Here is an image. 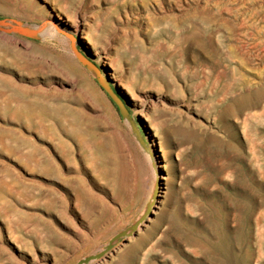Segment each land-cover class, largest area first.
I'll return each mask as SVG.
<instances>
[{
	"label": "rangeland",
	"instance_id": "rangeland-1",
	"mask_svg": "<svg viewBox=\"0 0 264 264\" xmlns=\"http://www.w3.org/2000/svg\"><path fill=\"white\" fill-rule=\"evenodd\" d=\"M47 1L0 0V21L9 30L0 31V264H96L105 253L111 260L101 264L126 255L140 264L138 248L162 233L161 251L155 248L144 264H264V114L248 121L247 138L234 109L226 137L218 127L194 129L210 116L211 101L224 107L227 84L215 76L200 86L193 70L157 60L149 43L155 28L146 31L135 8L127 11L130 27L120 25L122 0ZM195 1L161 0L164 12H156L193 18ZM79 19L92 23L88 32L110 61H98L83 43L77 47L120 92L124 115L59 31L83 42L75 31ZM223 32L206 38V53L221 51L229 39ZM113 37L124 38L118 50ZM231 66L236 77L257 81L254 61ZM260 89L254 85L249 98L256 114L264 110ZM179 118L191 123L185 131L219 144L180 146L171 135L163 156L153 133Z\"/></svg>",
	"mask_w": 264,
	"mask_h": 264
},
{
	"label": "bare ground",
	"instance_id": "bare-ground-1",
	"mask_svg": "<svg viewBox=\"0 0 264 264\" xmlns=\"http://www.w3.org/2000/svg\"><path fill=\"white\" fill-rule=\"evenodd\" d=\"M160 1L159 0H122L123 3H121V4H124L126 10H124V16L121 18V20H119L120 25L125 24V25H127V27H130V20H129L130 14L128 15V12L131 13L135 8V10H137V12L142 13V14L140 13L138 15H142L141 16L142 19H140V20H142L144 23V26H145L144 29H146V31H148L149 29L155 28V33H153V36H151V38H149V43H150V45L156 47V49H157V56H156L157 60H160L163 63L164 62L166 63V61H168L169 64H172L174 61H176L177 64H181L185 69L193 70L195 75H196V78L198 77V80H200V81L203 80V82L199 81L200 86L201 85L202 86L207 85L210 81H212L213 79H216L215 76L217 77L216 80H218V78H219L220 81L222 80V82L227 84L226 85V93L225 92H224L225 94L223 93L224 95H227V97H225L226 99L223 98V99H225L224 107L216 106L211 101L209 104L210 109H211L210 116L204 118V121H205L204 123H201V124L194 123V125H192L194 127V129L197 128V130L198 129L199 130H204V129L206 130L209 128L210 129L214 128V129H212V132H213L215 130V128L218 127L220 130L222 129L220 135L226 137L228 135L227 129L229 128V126H226V123L228 122V118H230L229 117V111L231 109H234V110H236L235 113L237 112V115L239 116V119L241 122L242 134L247 138L248 137V131H247L248 121L252 118H258V117H260V115L264 114V110H262L263 112L261 114L253 113L251 111V104L249 102V98L252 94L254 85H256L257 87H260L261 89H264V0H204L202 2L200 0H197L193 3L194 8L190 7L191 9H193V12H194L193 18H189V17H187L186 13L180 12L179 14H174L173 16L171 15L172 18H170V19H167L168 17H170L167 14L164 17H160L158 15V13L156 12V11H160L159 12L160 14H161V12H164L163 8L160 7V4L162 3V2L160 3ZM184 1L186 2V0H180L181 3ZM45 2L47 4L51 3L47 0H45ZM127 7H129V8H127ZM179 7H180L179 11H180V9H183L182 6H179ZM186 9H188V8L186 7ZM174 12H175V10H174ZM186 12H187V10H186ZM121 14H119V15H121ZM56 17H58L59 19H62L59 14H57ZM82 18H84V17H82ZM123 19H125V20H123ZM62 22H63V20H62ZM91 24L88 20L79 19L76 23V26H75L76 34L81 35L83 45H85L86 49L92 50L93 55L95 57H97L98 61H103V60H109L110 61V58L107 55V53H105L103 50H100V48H103V47H99V42L97 39H95L94 34L91 32H88V29L90 28ZM97 24H98V22H97ZM114 25H116V24H114ZM99 26H97V27L99 28ZM138 29H139V27H138ZM220 29H222L226 34H228V36H229L228 41H223L221 43V45H220L221 51L220 52L217 50H215V51L210 50V52L206 53L204 50L205 49L204 43L207 42L206 38L208 36L212 35L213 31L215 32V31L220 30ZM211 30H212V32H210ZM109 34H111V33L109 32ZM113 38L115 39V40H113L114 41L113 48L118 50V48L121 47V44H124V42H123L124 38H121V37H119L117 39H116V37H113ZM110 40H111V38H110ZM101 42H102V40H101ZM103 42H104V40H103ZM12 43H15V42H12ZM109 45H111V44H109ZM105 46L107 47V45H105ZM153 51H155V50H153ZM136 53H138V52H136ZM139 54L140 53H138V55ZM132 55H133V53H132ZM141 56H143V55H141ZM148 59H149V57H148ZM247 60L254 61L255 65H260V67L257 68L258 72L255 75V77H258L256 82H255V80L253 81L254 77H253V79L250 80V79L244 78L242 75H240L239 77L235 76L236 69L231 66V63L238 62L242 66L243 63H245ZM104 63L105 64L108 63V65L110 64L107 61H104ZM110 67L112 68V70L114 69V71H115L116 64L115 65L110 64ZM174 72H175V69H174ZM192 81H194V79ZM199 83H198V85H199ZM213 84H214V82H213ZM198 85H197V87H198ZM200 90H198V91L200 92ZM199 92H197V93H199ZM203 94H201V95H203ZM196 96L198 97V94ZM250 101H252V100H250ZM253 102H255V101H253ZM258 104H260V103H258ZM46 106H47V104H46ZM203 107H204V105H203ZM207 107H208V105H207ZM48 108H50V106ZM208 110H209V107H208ZM190 124L188 122L183 121L181 118H179V119L172 121L171 125H169L167 127L165 126L164 131L160 128H156L154 133H153V137H154L153 138V144L156 146V142L154 139H157L158 145L161 147V151L163 152V156L166 153L165 148L172 146L173 141H171L169 138L171 135L172 136L173 135L179 136L177 139L179 141L180 146L183 145L184 141L189 142V140H190V144L192 143L193 146H198L201 144H207L208 146H210V148H212V147H216L219 144L218 139L215 138L214 136H206L205 135L206 137H200L199 134L197 132H195L194 130H189L187 132L182 128L183 126L189 127ZM62 126H63V124H61V127ZM162 127H163V125H162ZM56 132H57V130H56ZM58 132L60 133V131H58ZM214 132H217V131H214ZM229 132H231V131H229ZM62 133H64V132H62ZM172 136H171V138H172ZM180 136H182L181 139H180ZM59 137L60 138H58V140H61L62 135H60ZM64 138H65V136H64ZM73 141H74V139H73ZM58 142H60V141H58ZM259 143H257V144H259ZM56 144L60 147L59 143H56ZM70 144H71V142H70ZM87 144H89V143H87ZM259 145H261V144H259ZM86 146H89V145H86ZM173 147H176V146H173ZM72 148H74V147H72ZM86 148H88V147H86ZM89 149L91 150V148H89ZM179 151L181 153H183L184 149L181 148ZM244 151H246V149ZM252 152H251V154H253ZM168 154H166V158L169 156ZM32 158H34V157H32ZM54 161H56V160H54ZM160 167L162 169H164V166H160ZM167 172H169V170ZM169 174H171V173H169ZM161 179L163 181H167L168 177L166 175H162ZM151 198H153V197H151ZM169 231H171V230H169ZM162 234L159 235L158 237H156L154 239V241L147 248H142V247L138 248V250H140V258H139L140 264L146 263L150 252L155 251V248H158L156 251H161L160 247L162 246V241H161ZM171 236H173V235H171ZM176 247H177V245H176ZM181 247H183V246H181ZM141 248H142V250H141ZM195 251H197V250H194V251L191 250V252H193V253ZM135 252H136V250H135ZM195 254L198 255L197 253H195ZM111 256H112L111 253H108V254L105 253L101 257L96 259L94 262L96 264H101L102 262H106L108 260H111L110 259ZM133 258L134 257H129L128 255H126L125 257H121V259L118 260V264H131L132 260H134ZM202 261H203V259H202Z\"/></svg>",
	"mask_w": 264,
	"mask_h": 264
},
{
	"label": "water",
	"instance_id": "water-1",
	"mask_svg": "<svg viewBox=\"0 0 264 264\" xmlns=\"http://www.w3.org/2000/svg\"><path fill=\"white\" fill-rule=\"evenodd\" d=\"M3 26H4V23L2 21H0V31L8 32L9 30L5 29ZM14 30H16L22 34H25L27 36H35L36 35L35 31L24 29V28H16ZM59 31L69 39L71 49L74 52L75 56L78 58V60L85 63L89 68H91L92 70L95 71V73L97 75V82H98L99 86L108 95V97L111 99V101L117 106L119 112L122 115H124L127 112V107L125 106L124 102L121 99L120 92L116 88L112 87V83L110 82V80L100 72L99 68L96 65L92 64V62L86 56H84L81 53L80 49L77 47V44L80 45L83 42H81L80 39L74 37L72 34L66 32V31H63L61 29H59ZM109 248L110 247L107 248V251L109 250ZM105 252H102V253H105ZM101 254H99V255H101ZM92 258L93 257H89L85 260L90 261V260H92Z\"/></svg>",
	"mask_w": 264,
	"mask_h": 264
}]
</instances>
